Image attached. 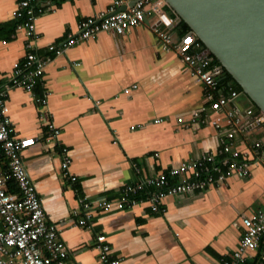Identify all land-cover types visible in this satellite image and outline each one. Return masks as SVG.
<instances>
[{"label": "crops", "instance_id": "1", "mask_svg": "<svg viewBox=\"0 0 264 264\" xmlns=\"http://www.w3.org/2000/svg\"><path fill=\"white\" fill-rule=\"evenodd\" d=\"M111 1L51 0L37 16V36L30 38L16 27L18 0H0V85L7 90L11 126L17 137L39 139L23 151L27 171L69 248L67 264H102L95 246L101 233L121 264H221L239 244L242 216L264 204L263 166L249 178L168 195L164 212L143 202L95 210L87 225L78 223L85 216L81 197L117 198L128 183L219 150L214 126L177 121L205 103L207 88L175 51L161 47L151 29L154 16L123 34L102 32L68 48L46 66L45 86H10L15 63L29 51L51 54L49 45L76 32L81 19L106 11ZM176 25L174 41L182 36ZM38 96L47 98L45 107ZM248 104L239 101L241 108ZM43 115L60 128V136L46 139ZM248 134L262 136L257 128ZM64 149L75 182L63 174Z\"/></svg>", "mask_w": 264, "mask_h": 264}, {"label": "built area", "instance_id": "2", "mask_svg": "<svg viewBox=\"0 0 264 264\" xmlns=\"http://www.w3.org/2000/svg\"><path fill=\"white\" fill-rule=\"evenodd\" d=\"M50 1L18 0L14 16L20 20L18 27L30 38L37 36V16ZM169 7L166 0H112L106 11L81 19L76 32L49 45L51 54L40 56L29 51L23 61L14 65L10 86L33 91L38 85H46L43 79L46 66L68 48L96 38L102 32L123 34L129 28L143 25L147 16L152 15L155 22L151 29L161 47L175 51L195 79L207 88L205 103L188 114H180L177 121L214 126L220 135L219 150L128 183L117 198L81 197L85 212L78 220L81 226L88 224L95 210L128 209L147 202L153 211L164 212L163 200L168 195L190 194L212 184H225L231 177L249 178L256 167L264 168V111L243 90L220 83L218 67L213 65L214 57L205 52L193 31L174 41L171 30L175 18ZM6 97L7 90L0 85V264H67L69 248L60 236L58 224L48 219L42 198L24 163L23 151L37 144L39 139L15 136ZM242 98L249 101L243 108L239 107ZM37 100L44 107L48 104L44 96H38ZM42 118L45 119L46 139L60 136V128L45 115ZM253 128L259 129L262 136L251 137L248 133ZM63 152V174L75 182L78 178L70 171L71 155L67 149ZM242 225L237 248L229 256L222 257L221 264H264V204L254 213L243 215ZM95 246L102 264H121V260L113 256L105 234L97 235Z\"/></svg>", "mask_w": 264, "mask_h": 264}, {"label": "water", "instance_id": "3", "mask_svg": "<svg viewBox=\"0 0 264 264\" xmlns=\"http://www.w3.org/2000/svg\"><path fill=\"white\" fill-rule=\"evenodd\" d=\"M220 61L217 75L230 73L264 111V0H166Z\"/></svg>", "mask_w": 264, "mask_h": 264}, {"label": "trees", "instance_id": "4", "mask_svg": "<svg viewBox=\"0 0 264 264\" xmlns=\"http://www.w3.org/2000/svg\"><path fill=\"white\" fill-rule=\"evenodd\" d=\"M168 9H169V12L172 15V17H174L176 19L177 18V13L171 7H169ZM18 24H19V21H17L16 27L18 26ZM176 30L179 33H181L182 35L192 31L190 26L185 21H181L180 23H178L176 25ZM198 40L200 42H202L199 38H198ZM202 44H203V42H202ZM220 64H221L220 61L216 57H214L213 65L218 67V66H220ZM219 79H220V83L223 86L232 87L233 89L242 91V87L239 85V83L226 70H224V72L221 75H219Z\"/></svg>", "mask_w": 264, "mask_h": 264}]
</instances>
